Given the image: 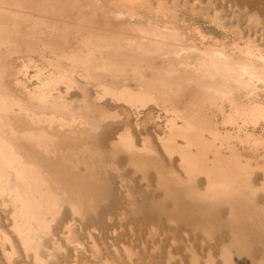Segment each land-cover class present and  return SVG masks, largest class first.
I'll use <instances>...</instances> for the list:
<instances>
[{
    "label": "bare ground",
    "instance_id": "1",
    "mask_svg": "<svg viewBox=\"0 0 264 264\" xmlns=\"http://www.w3.org/2000/svg\"><path fill=\"white\" fill-rule=\"evenodd\" d=\"M165 2L0 0L4 264H264V49Z\"/></svg>",
    "mask_w": 264,
    "mask_h": 264
},
{
    "label": "rangeland",
    "instance_id": "2",
    "mask_svg": "<svg viewBox=\"0 0 264 264\" xmlns=\"http://www.w3.org/2000/svg\"><path fill=\"white\" fill-rule=\"evenodd\" d=\"M162 1L164 2L165 0H162ZM176 1L177 0H167V2L164 3V6L168 8L167 11L165 12L166 17L168 20H172L174 23L178 24L180 27H182V28L184 27L183 30L185 32L189 33V35L192 38L197 40V38H198L197 31H200L205 36V43L211 42V41H213V42L216 41L220 45H222V46L225 45L228 48H230L235 43H237L239 46H242L244 41L246 39L247 40L249 39L250 41H253L254 44L258 43L257 45L260 48L262 47V49H264V31L253 33L252 29H250L248 31L246 30L247 24L250 21H252V20L255 21V20H259V19L264 21V19H263L264 18V11H262V10H264V3L261 4L262 2H264V0H247L248 3L243 2L246 0H238V2H240L239 9L234 7L232 3H229L227 8H226V11H224L225 13L222 12L224 19L226 20V22H228L227 23V27H228L227 31L228 32L226 31L224 33L221 31L220 28L211 24L208 20H204L200 15L197 16V15L191 13L188 9H186V7H183L181 5L180 0H178L177 2ZM252 1H253V4H252ZM247 4L249 7L247 6ZM250 5H251V7H250ZM250 8H252V9H250ZM241 29L243 30V33H242V36L240 37L238 34V30H241ZM193 32H194V34H193ZM0 264H4V260H3V257L1 255H0Z\"/></svg>",
    "mask_w": 264,
    "mask_h": 264
}]
</instances>
